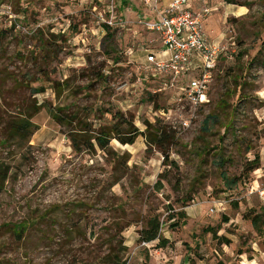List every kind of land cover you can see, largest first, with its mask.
I'll return each instance as SVG.
<instances>
[{
  "label": "rangeland",
  "instance_id": "374dc122",
  "mask_svg": "<svg viewBox=\"0 0 264 264\" xmlns=\"http://www.w3.org/2000/svg\"><path fill=\"white\" fill-rule=\"evenodd\" d=\"M123 1L0 0V264H264V223L250 222L264 210L222 178L243 183L264 161V0H210L205 31L231 58L197 107L182 95L190 78L169 87L145 70L160 41L142 2ZM25 115L28 139L7 140ZM129 121L143 131L133 144L85 141ZM152 216L162 247L139 240Z\"/></svg>",
  "mask_w": 264,
  "mask_h": 264
},
{
  "label": "built area",
  "instance_id": "2783aa9c",
  "mask_svg": "<svg viewBox=\"0 0 264 264\" xmlns=\"http://www.w3.org/2000/svg\"><path fill=\"white\" fill-rule=\"evenodd\" d=\"M160 1L140 0L156 17L139 21L157 35L162 46L161 50L148 52L145 70L152 76L169 80V87L190 78L181 87L182 95L192 106H203L209 102V86L219 58L223 55L231 58L228 47L210 38L204 29V22L213 8L206 3L193 7L191 0H170L160 7ZM159 51L164 56L158 55ZM243 185L238 199L257 196L264 200V180L257 186Z\"/></svg>",
  "mask_w": 264,
  "mask_h": 264
},
{
  "label": "trees",
  "instance_id": "16d2710c",
  "mask_svg": "<svg viewBox=\"0 0 264 264\" xmlns=\"http://www.w3.org/2000/svg\"><path fill=\"white\" fill-rule=\"evenodd\" d=\"M227 4H236V0H223ZM126 3V1H123ZM108 27V26H106ZM4 37V35L0 32V38ZM36 91V90H35ZM61 111V110H59ZM49 113L51 114L52 118L55 119L59 123H67L69 115L67 114H62L61 112L58 113V111H54V109L49 108ZM214 118V115H209L205 118L204 120V127L206 128L210 122V120ZM34 124L30 121L26 115L24 117H21L17 120L11 121V123L7 124L3 128L4 132H7V140L10 139H15V138H20V139H28L30 134L32 133V128H34ZM120 122L117 125L111 126L108 129L104 128L101 129L95 136H93V143L90 142V140L87 138L85 141L89 142V147L92 149L94 147H97L101 150H105L108 145L109 141L111 139H116L119 143L125 145V144H133L135 139L139 135H143V131H140L139 128L134 126L133 122L129 121L126 123V128H121ZM126 131V132H123ZM72 134L69 136L71 145L74 148L75 151H80V145L78 143L79 137L82 135H79V132L73 131L71 132ZM260 165V157L259 155L256 154L253 160L249 162V167L248 171H254L255 169L259 168ZM7 169L1 168L0 166V188L2 187L5 179L7 178ZM222 178L224 180V183L226 185L225 190L231 194L235 190L239 188V185L241 183V177H227L224 173H222ZM248 180V179H247ZM246 180V181H247ZM245 182V181H244ZM241 186V185H240ZM181 216H184L185 213H181ZM174 214L169 215V219H173ZM224 221H227L226 218H224ZM250 222L252 226L256 229L259 230L260 226L263 225L264 223V212L256 213L250 216ZM178 225V222H173L171 226ZM160 226L161 223L159 219L155 216L150 217L146 224L145 227H143L140 232H139V240L142 242H153V241H158V246L162 247L163 244H165V238L161 236L160 233ZM28 225L25 222H20L17 224L12 225V229L14 233H16L18 236H20L26 229ZM114 264H119V260L116 258L114 261Z\"/></svg>",
  "mask_w": 264,
  "mask_h": 264
},
{
  "label": "crops",
  "instance_id": "0c3cea01",
  "mask_svg": "<svg viewBox=\"0 0 264 264\" xmlns=\"http://www.w3.org/2000/svg\"><path fill=\"white\" fill-rule=\"evenodd\" d=\"M169 1L170 0H165V1L161 0L160 1V7L166 5ZM203 3H206L208 5L211 4L210 0H191V5L193 7H198V6L202 5ZM144 10H145V12H143V18L155 19V17H156L155 14L151 13L146 7ZM207 19L205 20V22L207 21ZM205 22H204V29H205ZM159 47L161 50L162 46H159ZM158 53H159L158 55L164 56V54H161V51H159ZM252 173L253 174H252L251 178H249L247 181H245L243 183H250V185H252V186H257L264 180V161H262V165L259 168L255 169ZM243 183L240 186L241 189L244 187ZM253 198H256L259 201L261 208H263V210H264V200L259 199L257 196H254Z\"/></svg>",
  "mask_w": 264,
  "mask_h": 264
}]
</instances>
